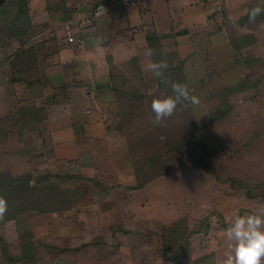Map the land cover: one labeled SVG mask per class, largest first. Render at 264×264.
I'll use <instances>...</instances> for the list:
<instances>
[{"label":"crops","instance_id":"obj_1","mask_svg":"<svg viewBox=\"0 0 264 264\" xmlns=\"http://www.w3.org/2000/svg\"><path fill=\"white\" fill-rule=\"evenodd\" d=\"M117 2L28 0L29 22L38 30L30 41L41 49L32 53L18 46L7 52L0 47V164L52 175L68 190L83 192L67 209L31 218L33 228L26 229L33 238L28 257L36 256L35 264L182 263L178 257L160 256L161 229H127L112 223L118 216L127 223L171 225L186 211L177 181L167 179L166 188L156 187L154 180L138 186L117 129L114 66L139 65L147 83L157 87L158 79L148 67L151 42L172 34L189 43L208 34L216 42L249 37L251 42L240 52L264 57V13L254 21L249 18V10L264 8L262 0H145L125 11L116 8ZM99 3L111 10L95 21L92 12ZM69 36L75 43L68 42ZM29 54L33 63L27 62ZM13 118L15 123L1 125ZM219 197L209 202L206 195L202 207L205 213L215 210L220 224H230L234 199L225 203ZM69 216L87 219L75 229L66 225ZM228 226L200 234L204 243L195 253V264H215L225 256ZM7 237V244H18ZM27 248L7 250L8 258L1 250V256L28 264L23 257Z\"/></svg>","mask_w":264,"mask_h":264},{"label":"rangeland","instance_id":"obj_2","mask_svg":"<svg viewBox=\"0 0 264 264\" xmlns=\"http://www.w3.org/2000/svg\"><path fill=\"white\" fill-rule=\"evenodd\" d=\"M11 1L16 0H9L5 9H0V47L12 52L18 46H26L35 53L41 46L30 39L38 30L27 26L23 13L21 28L13 27ZM24 4L27 8L28 0ZM179 39L172 34L167 39L151 42L152 62L166 61L168 65L162 85L147 83L139 65L133 63L114 66L113 77L119 98L117 129L128 148L138 181L154 180L156 187L165 188L167 179L177 181L184 194L181 199L183 196L188 199H183L184 218L171 225L127 223V219L120 221L118 216L111 220L114 227L121 224L127 229H161L160 256L178 257L177 261H182L179 264H195L198 261L195 253L204 243L200 234L205 229L229 225L220 224L221 218L215 210L205 213L201 200L206 195L209 202L216 201L218 195L225 203H231L233 198L234 216L264 215V57L255 59L240 52L241 46L251 42L249 37H235L229 42L213 41L209 34L190 43ZM29 55L27 62L33 63L34 58ZM173 83L186 85L199 102H182L172 116L157 124L152 101L163 95H174ZM13 123L14 118L1 125L6 128ZM55 178L0 164V198L6 201V211L0 214V237L4 241V244L0 242V264H15L1 256L3 248L17 252L33 243L26 229L33 228V216L52 214L34 209L47 208L39 205L38 200L58 196L51 189L68 194L63 197L65 201L78 202L83 198L82 191L68 190L63 186L67 184ZM235 183H242L248 189L235 187ZM14 184L29 185L33 191H20ZM49 201L46 203L51 208L52 201ZM12 217L13 220H8ZM72 217L66 221L69 228L87 219ZM5 229L15 230L7 234ZM4 235L18 244H7ZM153 244L155 248V239ZM25 261L35 264L36 256Z\"/></svg>","mask_w":264,"mask_h":264},{"label":"clouds","instance_id":"obj_3","mask_svg":"<svg viewBox=\"0 0 264 264\" xmlns=\"http://www.w3.org/2000/svg\"><path fill=\"white\" fill-rule=\"evenodd\" d=\"M264 3V0H262ZM264 13L259 6L249 10V18L254 21ZM155 77L164 79L166 61L152 62L148 65ZM174 95H163L153 99L151 108L155 113V123L160 124L165 118L172 116L174 110L184 101L198 103V98L190 94L184 84L171 85ZM6 211V201L0 198V214ZM229 240V251L215 264H264V215H236L225 229Z\"/></svg>","mask_w":264,"mask_h":264},{"label":"trees","instance_id":"obj_4","mask_svg":"<svg viewBox=\"0 0 264 264\" xmlns=\"http://www.w3.org/2000/svg\"><path fill=\"white\" fill-rule=\"evenodd\" d=\"M8 2H9V0H0V9H3L4 10L5 9V6H6L5 4H7ZM11 2H13L12 4H14L13 5L14 8L10 10L12 12V15H13V19L11 21V23H13V27L14 28H19V29L21 28V25H20V20L21 19H20V17H21V14L22 13L27 18L25 20L26 23H27V26L30 27L31 25H30V22H29V16H28V12H27L28 10L26 8V5L24 4V0H19V1L16 0L15 3H14V1H11ZM8 12H9V10H8ZM166 73H167V71L166 72L164 71V77H165V74ZM157 79H158L159 85H162L164 79H161V78H157ZM137 178H138V176H137ZM147 181H145V182H147ZM145 182L138 181V186L139 187L140 186H143L145 184ZM233 186H235V187H238L239 186L241 188L248 189V186L243 185L242 183H235ZM14 187L18 188L20 191H23V192H31V191H33L32 187H30L29 185L22 186V185H16V184H14ZM51 190L57 192L58 196L51 197V198L49 196L46 199H44L42 202L41 201L39 202V200H38L37 203L39 205H41V206L43 205V206H45L47 208L41 209L39 207H34L35 210H37L39 212H55V211H60V210L67 209V208H69L75 202L73 199H71L69 201H65L63 199V197L64 196H67L68 194H64L61 191L55 190V189H51ZM49 199H52V200H50V201H52L51 202V204H52L51 205L52 206L51 208H49L48 203H46L47 201H49ZM13 219L14 218L12 217L11 219H8V220H13ZM0 242L4 244V241H3V239L1 237H0ZM7 252L8 251H7L6 247L3 248V255H4L5 258H8L7 257ZM31 253H32V249L28 247L25 250V252L23 254V257H26V256L28 257ZM9 261H11L10 258H9Z\"/></svg>","mask_w":264,"mask_h":264},{"label":"built area","instance_id":"obj_5","mask_svg":"<svg viewBox=\"0 0 264 264\" xmlns=\"http://www.w3.org/2000/svg\"><path fill=\"white\" fill-rule=\"evenodd\" d=\"M145 0H118L117 4H116V8L120 11H125L128 9H132V8H137L139 7ZM111 10V8L109 6H107L104 3H99L96 5L95 9L92 12V19L93 20H98L101 17H103L104 15H106L109 11ZM68 42L69 43H75V40L73 37L68 38Z\"/></svg>","mask_w":264,"mask_h":264}]
</instances>
